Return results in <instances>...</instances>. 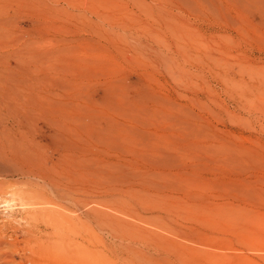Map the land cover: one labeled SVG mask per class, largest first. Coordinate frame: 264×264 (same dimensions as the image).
Instances as JSON below:
<instances>
[{"label": "rangeland", "instance_id": "1", "mask_svg": "<svg viewBox=\"0 0 264 264\" xmlns=\"http://www.w3.org/2000/svg\"><path fill=\"white\" fill-rule=\"evenodd\" d=\"M176 1L0 0V140L60 160L75 190L37 206L85 225L81 264H264V0ZM9 180L0 236L28 257L20 194L48 187Z\"/></svg>", "mask_w": 264, "mask_h": 264}, {"label": "bare ground", "instance_id": "2", "mask_svg": "<svg viewBox=\"0 0 264 264\" xmlns=\"http://www.w3.org/2000/svg\"><path fill=\"white\" fill-rule=\"evenodd\" d=\"M176 1V0H175ZM173 2V1H172ZM177 2V1H176ZM195 2V1H194ZM206 2V1H205ZM178 3V2H177ZM176 3V6H178ZM241 3V1H240ZM181 4V3H179ZM182 6V5H181ZM185 7H189L190 6H185ZM177 8V7H176ZM188 11V10H187ZM110 21V20H109ZM88 41V40H87ZM72 42V41H71ZM64 43H67V42H64ZM87 43V42H86ZM27 44V43H26ZM69 44V43H68ZM72 43H70L71 45ZM169 45V44H168ZM2 46V45H1ZM72 48V47H71ZM21 49V48H20ZM18 50V51H21V50ZM23 49V48H22ZM68 49V48H67ZM38 52V51H37ZM20 53V52H19ZM23 54V53H22ZM21 54V55H22ZM37 54V53H36ZM47 54V53H46ZM50 54V53H49ZM65 54V52H64ZM15 55V54H14ZM66 55V54H65ZM44 56V55H43ZM24 57V56H23ZM37 57V55H36ZM49 57V56H48ZM18 58V57H17ZM7 59V57H6ZM16 59V58H15ZM32 59V58H31ZM43 59V58H42ZM21 61V60H20ZM39 61V60H38ZM42 61V60H41ZM40 61V62H41ZM1 62V61H0ZM32 62V61H31ZM43 63V61L41 62ZM40 63V64H41ZM5 64V62H4ZM22 64V62H21ZM67 64V63H66ZM23 65V64H22ZM43 67V66H42ZM45 67V66H44ZM47 68V67H46ZM50 68V67H49ZM66 66H65V70H66ZM43 69V68H42ZM41 69V70H42ZM15 70V69H14ZM39 70V69H38ZM62 70V69H61ZM17 71V70H16ZM23 71V69H22ZM21 71V72H22ZM47 71V70H46ZM19 72V71H18ZM37 72V71H36ZM42 72V71H41ZM20 73V72H19ZM23 73V72H22ZM21 73V74H22ZM67 74V73H66ZM44 75V74H43ZM37 76V75H36ZM29 78V77H28ZM50 78V77H49ZM11 79V78H10ZM21 79V78H20ZM37 79V77L35 78ZM43 79V78H41ZM5 80H7V77L5 78ZM13 80V79H12ZM12 80H9V81H12ZM24 80V79H23ZM28 80V79H27ZM7 81V82H9ZM21 81V80H20ZM74 81V80H73ZM36 82V81H35ZM49 82V81H48ZM24 83V82H22ZM36 84V83H35ZM27 85V84H26ZM39 85V84H38ZM44 85V84H43ZM8 88V84L6 85ZM30 86V85H29ZM47 86V85H46ZM60 86V85H59ZM2 87V86H1ZM4 88H6L4 85H3ZM39 87V86H38ZM45 87V86H44ZM51 87V86H50ZM72 87V86H71ZM23 88V87H22ZM55 88V87H54ZM1 90L0 91H3V88H0ZM12 89V88H11ZM10 89L11 92H13L12 90ZM21 89V88H20ZM32 89V88H31ZM36 89V88H35ZM59 89V88H58ZM7 90V89H6ZM9 90V89H8ZM16 90V89H15ZM29 90V89H28ZM38 90V89H37ZM42 90V89H41ZM5 91V90H4ZM9 91V92H10ZM33 91V90H32ZM43 91V90H42ZM79 91V90H78ZM11 92H10V95H11ZM40 92V91H39ZM4 93V92H3ZM32 93V92H31ZM57 93V92H55ZM80 93V92H79ZM9 94V93H8ZM1 95V94H0ZM4 95V94H3ZM1 95V96H3ZM9 95V96H10ZM17 95V94H16ZM35 95V94H34ZM39 95V94H37ZM53 95V94H51ZM56 95V94H55ZM6 96V95H5ZM8 96V95H7ZM6 96V97H7ZM41 96V95H40ZM78 96V95H77ZM11 97V96H10ZM8 97V98H10ZM38 97V96H37ZM36 97V98H37ZM51 97V96H50ZM54 97H57V96H54ZM5 98V97H4ZM12 98H13V95H12ZM11 98V99H12ZM24 98V97H23ZM30 98V97H29ZM35 98V100H36ZM6 99V98H5ZM22 99V98H21ZM26 99V98H25ZM3 100V101H2ZM2 104L4 102V99L2 97ZM10 100V99H9ZM12 101V100H10ZM9 101V102H10ZM30 101V100H29ZM28 101V102H29ZM21 102V101H20ZM26 102V101H25ZM24 102V104H26ZM31 102V101H30ZM42 102V101H41ZM1 103V102H0ZM5 103V102H4ZM40 103V102H39ZM45 103V102H44ZM51 103V102H50ZM21 104V103H20ZM19 104V106H20ZM23 104V105H24ZM54 104V103H53ZM4 105V104H3ZM5 105H7L5 103ZM10 104H8L7 107H9ZM12 105V104H11ZM15 105V103H14ZM29 105V104H28ZM35 105V104H34ZM22 106V104H21ZM27 106V105H26ZM31 106V104H30ZM18 106L14 107L13 109L12 106L11 108L7 109V112L11 113L12 116L15 117V115L18 117V119L16 120H19V118H21L22 116H25L27 113L25 111L26 114L24 115L22 112L18 111V110H21L20 108L23 109V107H19L17 108ZM40 107V106H39ZM51 107V106H50ZM2 107H0L1 109ZM33 108V107H32ZM42 108V106H41ZM54 109V108H53ZM111 109V108H110ZM2 110V109H1ZM49 111V110H48ZM36 112V111H35ZM71 112V111H70ZM88 112V111H87ZM32 113V112H31ZM38 113V112H37ZM52 113V112H51ZM50 113V114H51ZM86 113V112H85ZM29 114V113H28ZM50 114H46L49 115ZM54 114V113H53ZM51 114V116L53 115ZM37 115V114H35ZM43 115V114H42ZM60 115V114H59ZM58 115V116H59ZM2 116V115H1ZM10 116L9 114V117L15 119L14 117ZM45 116V115H44ZM56 116V117H58ZM34 117V116H32ZM47 118H42L43 119V122H44V119H48ZM55 117V116H54ZM3 118V116H2ZM53 118V117H52ZM51 118V119H52ZM60 118H62V120L58 119H52L54 121V123L56 125H59V123L57 124V122H60L62 123V121L64 120L63 119V116L61 115ZM5 119V118H4ZM10 119V118H9ZM8 119V120H9ZM50 119V118H49ZM7 120V119H6ZM15 120V121H16ZM30 120V119H29ZM73 120V119H72ZM14 121V120H13ZM14 121V123L16 124V122ZM33 121V120H32ZM36 121V120H35ZM48 121V120H46ZM45 121V122H46ZM51 121V122H53ZM51 125H53V127L55 126V124L51 123ZM111 122V121H110ZM60 123V124H61ZM64 123V121H63ZM62 123V124H63ZM11 124V123H10ZM18 124V123H17ZM48 124V122H47ZM45 124V126L47 125ZM66 124V122H65ZM64 124V126H65ZM73 124V123H72ZM71 124V126H72ZM62 126V127H64ZM70 126V125H69ZM12 127H13V124H12ZM62 127L61 128V132H62ZM48 128V127H47ZM68 128V127H67ZM71 128V127H69ZM73 128V127H72ZM74 128H77V127H74ZM56 129V128H55ZM7 130V129H6ZM17 130V129H16ZM68 130V129H66ZM73 132V129L70 130ZM8 132V131H7ZM65 131L63 130V133ZM12 133V132H11ZM69 133V132H67ZM88 133V132H87ZM4 135V134H3ZM59 136V134H57ZM72 135V134H71ZM70 135V136H71ZM75 134L72 135V137L74 136ZM56 136V137H58ZM5 137V136H4ZM14 137V136H13ZM68 137V136H67ZM8 138V137H7ZM60 138V137H59ZM63 138L65 139H68L66 138V136H63ZM4 139V138H3ZM10 139V138H9ZM15 139V138H14ZM5 140V139H4ZM1 142H3V140H0ZM9 142V140H7ZM10 141H12V139H10ZM16 141V140H15ZM23 141V140H22ZM60 141V140H59ZM71 141V140H70ZM0 142V179L2 180V178L4 179V181L6 179H10L9 181H14L13 183H24L25 182H31L33 180V182L35 183V185L37 186H44V187H48L47 191H41V192H37V191H34L32 190L31 192H22L20 194L21 198H23L24 200L26 201H29L27 202L28 204H31L30 206L32 208L29 209V211H26L27 215H30L31 218L33 220H35L34 222H37V226H35L33 229H30V230H27L26 231V235H31L33 236V241H35L36 245H37V249L33 250V248L31 247L30 245V238H27L26 239V245L28 247V251H29V256L26 257V256H22L21 258L20 257H16V253H15V249H17V244L15 243H12L10 241H4L2 240V237L3 236H0V264H81V262H84V259L83 257H80V255H78L79 253V246H80V243H77L76 242V237L80 234L81 232V229H83V226L85 225H82L81 224V227L78 226V223L77 221L74 220V218H71L69 217L68 215L64 214V210H59V209H47V208H43V206H37V205H44V203H50L49 200L52 202L50 204H53L55 206H58V207H62L59 205V203L55 202V201H62V199H67V198H70L71 197V194L73 192V190H75L74 188L72 189V186L71 185L72 183L71 182H64L63 178L65 180H68L66 179L67 177H62V176H59L61 173L59 172V175L57 173L58 171V164H60V160L56 161L54 160L51 161L53 162L52 163H47L46 164V160H43V156L39 155V157H41L39 159L38 158H34V153L33 150H31V147L29 146H24L25 145V142H20L19 143H14L11 142V143H6L4 144ZM18 142V141H17ZM73 142V141H72ZM24 143V144H22ZM35 143V142H34ZM33 143V144H34ZM9 144H13V145H9ZM36 144V143H35ZM76 145V143H73ZM71 144V145H73ZM36 146V145H35ZM59 146V145H58ZM60 149V147H59ZM78 149V148H77ZM76 149V150H77ZM82 150V148H80ZM54 150V149H53ZM74 149H72V152L74 153L73 151ZM35 151V150H34ZM38 151H39V148H38ZM41 151V150H40ZM57 151V150H56ZM69 151V150H68ZM78 151V150H77ZM80 151V150H79ZM38 153V152H37ZM58 153V152H57ZM81 153V152H80ZM60 154V153H58ZM73 155V154H71ZM61 156V155H60ZM36 157V156H35ZM47 157V156H46ZM52 157V156H51ZM49 157V158H51ZM55 157V156H54ZM62 158V157H61ZM47 159V158H46ZM52 159H55L52 157ZM76 159V158H75ZM48 160V159H47ZM77 161V160H76ZM79 161V160H78ZM74 163H77L74 161ZM79 164V162H78ZM50 165H53L55 167H51ZM63 166V165H61ZM72 166V164H71ZM70 166V167H71ZM75 166V164H74ZM73 166V167H74ZM69 167V168H70ZM76 167V166H75ZM74 167V168H75ZM81 167V166H80ZM80 167L78 169H80ZM66 168V167H65ZM83 168V166H82ZM86 167H84L85 169ZM64 169V168H63ZM88 169V168H86ZM85 169V172L88 171ZM66 170V169H64ZM74 170V169H73ZM72 170V171H73ZM76 170V169H75ZM81 170V169H80ZM65 172V171H64ZM67 172V170H66ZM89 172V171H88ZM78 173V172H77ZM73 175V173H72ZM79 175H80V172H79ZM91 176V174H90ZM84 177V176H83ZM72 179V178H71ZM75 179V178H74ZM73 181V180H72ZM3 182V181H2ZM31 182V183H33ZM4 183V182H3ZM10 183V182H9ZM30 184V183H29ZM74 184V183H73ZM79 184V183H78ZM1 185V184H0ZM30 185H33V184H30ZM75 185V184H74ZM34 186V185H33ZM76 186V185H75ZM78 190V189H77ZM2 192V191H1ZM46 192H48L49 194H47ZM3 193V192H2ZM50 195H52V197H54L55 199L54 200H51L48 199V197H50ZM54 201V202H53ZM32 202V203H31ZM34 203V204H33ZM33 204V205H32ZM28 206V205H27ZM62 209H65V207H62ZM40 220H43V221H40ZM4 223V222H3ZM2 225V224H1ZM2 229V228H1ZM86 231L87 232H90L91 231V228L90 226H86ZM1 231V230H0ZM3 231V230H2ZM1 234V232H0ZM4 235V234H3ZM44 235V236H43ZM6 239V238H4ZM19 249V247H18ZM87 260H90V257L87 258ZM89 264V263H88Z\"/></svg>", "mask_w": 264, "mask_h": 264}]
</instances>
